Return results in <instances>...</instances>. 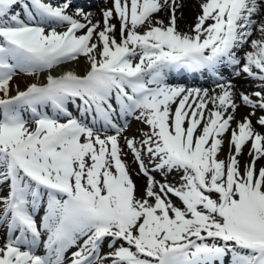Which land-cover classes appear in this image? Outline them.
Returning a JSON list of instances; mask_svg holds the SVG:
<instances>
[{
	"label": "snow or ice",
	"instance_id": "6c2138e0",
	"mask_svg": "<svg viewBox=\"0 0 264 264\" xmlns=\"http://www.w3.org/2000/svg\"><path fill=\"white\" fill-rule=\"evenodd\" d=\"M106 2L0 0V264H264V0Z\"/></svg>",
	"mask_w": 264,
	"mask_h": 264
},
{
	"label": "bare ground",
	"instance_id": "6f19581e",
	"mask_svg": "<svg viewBox=\"0 0 264 264\" xmlns=\"http://www.w3.org/2000/svg\"><path fill=\"white\" fill-rule=\"evenodd\" d=\"M179 2L183 5L180 9L177 11V16L180 17L178 19V25L179 28L182 31H188V26L192 25L194 23L195 17L199 13V2L200 0H179ZM109 4H106L101 7V9L105 7H110V2ZM101 9L100 11L97 12V19H101ZM182 13V17L181 14ZM161 17L167 20V17L164 16V14H161ZM66 68L74 70L77 74L83 75L84 71L86 69V62L84 59H80L79 62H74L71 63L70 65H67ZM24 79H31V78H22L20 81V86L23 88L24 84L23 81ZM243 85V88H242ZM239 87L245 90H248V84L245 81H240L239 82ZM246 109H241L239 115H244L246 113ZM239 119V116L237 117ZM227 151V146H225V152Z\"/></svg>",
	"mask_w": 264,
	"mask_h": 264
},
{
	"label": "rangeland",
	"instance_id": "374dc122",
	"mask_svg": "<svg viewBox=\"0 0 264 264\" xmlns=\"http://www.w3.org/2000/svg\"><path fill=\"white\" fill-rule=\"evenodd\" d=\"M106 5V4H105ZM102 6H104V5H102ZM96 20V19H95ZM81 59H84V58H81ZM70 65V64H69ZM67 66V65H66ZM65 66V67H66ZM145 126L143 125V124H141V123H139L138 121H135V120H133L132 121V123H131V131L132 132H136V130H138V129H143ZM121 143H123V141H121ZM221 158H223V156L221 157ZM242 159V163L244 162V161H247V160H249L250 158L247 156V151H245V154H244V156L241 158ZM126 161H127V163H128V165H129V167H130V170H131V172H132V176H133V179L135 180V182H136V184H137V186H138V189L139 190H143V187H144V185H145V182H146V178H144L143 176H137L135 173H136V171H138V169H137V167H136V165L133 163V157H132V155L131 154H129L127 157H126ZM159 178V177H158ZM170 179H171V177H170ZM75 250V249H74ZM104 252H107L108 251V249H104L103 250Z\"/></svg>",
	"mask_w": 264,
	"mask_h": 264
}]
</instances>
